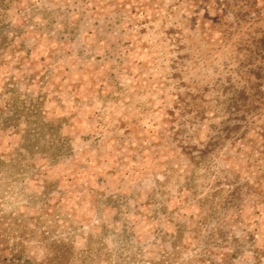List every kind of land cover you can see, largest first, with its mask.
Masks as SVG:
<instances>
[{
    "label": "rangeland",
    "instance_id": "rangeland-1",
    "mask_svg": "<svg viewBox=\"0 0 264 264\" xmlns=\"http://www.w3.org/2000/svg\"><path fill=\"white\" fill-rule=\"evenodd\" d=\"M262 41L264 0H0V243L264 264V132L198 158L223 121L257 119Z\"/></svg>",
    "mask_w": 264,
    "mask_h": 264
},
{
    "label": "trees",
    "instance_id": "trees-1",
    "mask_svg": "<svg viewBox=\"0 0 264 264\" xmlns=\"http://www.w3.org/2000/svg\"><path fill=\"white\" fill-rule=\"evenodd\" d=\"M5 2V1H4ZM219 3H217L216 5H218ZM5 7V6H3ZM5 13V12H4ZM262 44L264 45V42L262 41ZM262 48V47H261ZM261 48H258V50ZM262 52H264V48H262L261 50ZM229 82V81H228ZM51 83V82H50ZM231 83V81L229 82ZM237 91H234L233 94L237 95L236 97H240L241 95L244 94L245 91H239V89H235ZM229 93V90L226 91V94ZM259 93H260V89L259 87H257V107H254L253 110L257 111V119L255 117H250L249 120H246V116L249 114V110L247 111L248 113H246V111H244V117H239L238 119L235 118L237 120V122H241L240 118H242V122H244L245 124H248L245 128L246 130L243 131L242 135H237L239 127H237L236 125H232L231 123L225 122L223 121L221 124V129H217L214 128L215 130V135L211 138V140L207 143L206 147L204 150H200L198 153L200 154V156L198 157L201 161H206V159H211L213 162H215V156L217 158L216 152L218 150H220V148H223L224 145L226 144V138L229 139L228 134L235 132L234 134H236V138L239 142H241L242 145H246L247 143H251L253 144V141H247V136L250 132L256 133V128L257 131H261L264 132V103H262L261 99L259 98ZM232 94V95H233ZM224 95L221 94L217 97V103H219V106L221 105L220 110H218L216 108V110L218 112L222 113V110H224V106L225 104L221 102L222 97ZM180 100V104L179 107L181 108V110H186L187 108H190V103L187 101V97L185 99H183L181 96H178ZM242 98V97H241ZM233 102V101H232ZM231 109L227 108L225 114L227 113H231L230 110H233L234 108V103L231 104ZM179 109V108H178ZM235 115L234 116H239V110L235 111ZM252 113V112H251ZM254 121H257V127H255V123ZM58 123V126L60 123L59 119L58 120H53L51 122L52 126H56V124ZM177 137V140H175L177 143H181L180 141H178L179 135L180 133H176L175 134ZM257 136H260L263 140H264V134L260 135L258 132L256 134ZM226 137V138H225ZM262 143H264L263 141H258L257 140V146L258 148H263ZM184 143H181V146H177V148H180L182 150V154L186 155V156H191L190 153L187 152L188 148L183 147ZM169 145V143H168ZM193 149V148H192ZM231 150L227 151V161H229L232 158H236V156H232L230 155ZM257 151V150H256ZM254 152H249L247 153V151L245 152V156L247 157V160H250V158L252 157V154ZM260 153V152H258ZM146 159V157H145ZM193 158H190V161ZM222 159V157L220 158ZM246 160V161H247ZM1 241V240H0ZM5 242V241H4ZM46 249L45 255L43 258L41 259H36L35 257H29L27 255V250L28 248L26 246L23 245H19V246H10L8 243L5 242L4 243H0V264H77V260H78V256L76 254V250L74 249L73 245L67 242H52L50 244L46 243L45 245H43Z\"/></svg>",
    "mask_w": 264,
    "mask_h": 264
}]
</instances>
